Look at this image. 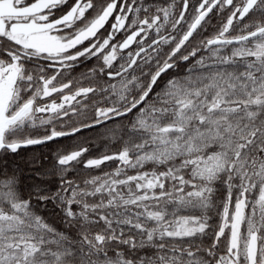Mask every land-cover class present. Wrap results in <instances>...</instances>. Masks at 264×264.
<instances>
[{
	"label": "snow or ice",
	"instance_id": "6c2138e0",
	"mask_svg": "<svg viewBox=\"0 0 264 264\" xmlns=\"http://www.w3.org/2000/svg\"><path fill=\"white\" fill-rule=\"evenodd\" d=\"M0 264H264V0H0Z\"/></svg>",
	"mask_w": 264,
	"mask_h": 264
}]
</instances>
